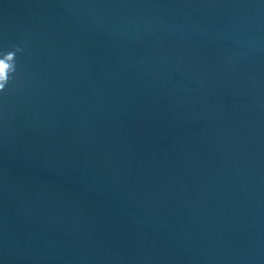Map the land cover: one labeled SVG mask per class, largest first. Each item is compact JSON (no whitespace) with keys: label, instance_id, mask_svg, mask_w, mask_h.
<instances>
[{"label":"water","instance_id":"water-1","mask_svg":"<svg viewBox=\"0 0 264 264\" xmlns=\"http://www.w3.org/2000/svg\"><path fill=\"white\" fill-rule=\"evenodd\" d=\"M8 51L0 264H264V0H0Z\"/></svg>","mask_w":264,"mask_h":264},{"label":"clouds","instance_id":"clouds-1","mask_svg":"<svg viewBox=\"0 0 264 264\" xmlns=\"http://www.w3.org/2000/svg\"><path fill=\"white\" fill-rule=\"evenodd\" d=\"M15 51H19L16 49ZM15 52L8 51L0 58V91L5 88L9 81V74L15 70L14 68Z\"/></svg>","mask_w":264,"mask_h":264}]
</instances>
